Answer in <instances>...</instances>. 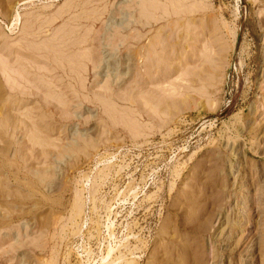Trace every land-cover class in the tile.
<instances>
[{"label": "rangeland", "instance_id": "374dc122", "mask_svg": "<svg viewBox=\"0 0 264 264\" xmlns=\"http://www.w3.org/2000/svg\"><path fill=\"white\" fill-rule=\"evenodd\" d=\"M0 264H264V0H0Z\"/></svg>", "mask_w": 264, "mask_h": 264}]
</instances>
